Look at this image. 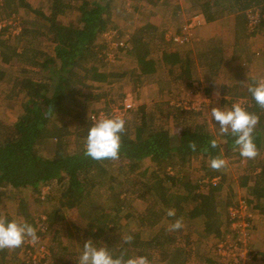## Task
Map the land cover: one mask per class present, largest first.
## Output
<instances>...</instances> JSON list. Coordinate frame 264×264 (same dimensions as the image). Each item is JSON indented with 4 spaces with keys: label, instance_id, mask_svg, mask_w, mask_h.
Wrapping results in <instances>:
<instances>
[{
    "label": "trees",
    "instance_id": "16d2710c",
    "mask_svg": "<svg viewBox=\"0 0 264 264\" xmlns=\"http://www.w3.org/2000/svg\"><path fill=\"white\" fill-rule=\"evenodd\" d=\"M52 1L58 3L61 12L70 9L76 13L80 25H64L26 0H2V20L9 19L19 6L34 11L40 19L21 22L13 40L4 35L7 26L0 32V83L6 76L4 65L21 61L37 67L36 71L22 67L19 74L10 78L12 94L20 97L21 111L13 121L0 119V200L4 196L11 197L13 190L29 188L35 194L36 203L45 206V218L40 220L47 226L63 220L64 212L70 210L76 213L77 219L71 224L76 233L85 235L83 232L88 229L87 239L98 245L103 243L113 256L126 249L127 256L145 255L150 260L151 248L164 246L161 252L165 258L169 257L168 264H184L187 250L192 247L188 236L186 246H182L163 226L155 232L150 231L149 239L143 238V231L153 230L163 221L171 223L182 218L183 222L194 227L203 241L210 237L219 239L223 235V228L229 224L225 212L233 203V195L231 189L227 196L220 194L226 180L223 168L213 170L209 162L214 157L225 158L239 151L234 143L235 137L221 135L218 123L213 131L206 119L199 118L200 109L174 106L170 115L179 127L178 132L172 133L161 120H157L159 114L149 111L141 121L126 120L118 160L96 161L85 156V139L94 123L90 112L99 108L89 110L90 95H83L80 86L88 75L102 84H111L113 79L121 76L119 70H105L107 43L100 41L104 33L116 26L112 21L111 7L115 1ZM144 1L156 5L159 0ZM253 7L260 8L255 31L264 32V0H186L185 10L188 15L200 13L206 22L234 16L236 45L252 34L247 28V12ZM178 9L174 12L178 13ZM38 36L51 38L52 52L40 46ZM164 39V31L152 23H145L132 34L126 54L145 67L144 73L153 74L158 63L151 58V46L155 41L164 42ZM203 55L205 65L216 75L223 63L222 56ZM162 61L169 72L172 67L178 68L177 74L173 75L176 80L192 83L189 58H183L176 50H167ZM251 82L250 79L248 83ZM248 85L239 82L238 85H223V88L231 96L230 104L240 98L249 112L259 116L253 139L263 157L253 171L239 176V186L249 191L248 201L253 207L261 208L264 205V109L256 104L248 92ZM106 107L101 108L109 112L111 109ZM72 135L76 136L74 148L69 143ZM212 140H216L217 147L211 146ZM192 142L196 144L195 151L189 147ZM193 157H201L203 170L196 181L181 174L182 168ZM144 161L149 164L143 166ZM176 166L179 169L171 173ZM133 173L144 180L138 187V197L143 201L150 198L141 212L130 205V194L134 190L122 189L119 179L120 175ZM205 177L219 178L215 184L208 183L202 190L200 180ZM53 182L58 185L54 194H42V188ZM103 185H106L105 195L100 193ZM20 203V213H27L23 199ZM127 208L129 212L123 214ZM169 208L175 209V217L166 215ZM123 217L126 222L130 217L135 218L140 229L131 234L134 237L131 244L123 241L114 244V239L121 237L119 232L125 228ZM170 244L175 248L169 250ZM50 250L57 261L54 246ZM74 251L65 253L60 264H77L79 255ZM7 254V249L0 250V264H7Z\"/></svg>",
    "mask_w": 264,
    "mask_h": 264
},
{
    "label": "rangeland",
    "instance_id": "374dc122",
    "mask_svg": "<svg viewBox=\"0 0 264 264\" xmlns=\"http://www.w3.org/2000/svg\"><path fill=\"white\" fill-rule=\"evenodd\" d=\"M26 1L33 7L41 8L46 14L54 17L64 25H80V22L76 19V13L70 9H65L64 12H61L58 3L54 4L52 0ZM114 1L115 4L111 6L112 21L116 26L110 32L104 33L100 41L107 43L105 51L108 63L105 70L108 72L119 70L121 76L113 79L111 84L97 83L89 75L86 76L84 84L80 88L82 89L83 95H90V111L91 108L98 109L106 106L107 109H112L119 105L122 99L126 97L131 98L135 105L134 109L128 114V121L131 122L135 119L138 121L140 119L141 121L146 113L148 114L149 111H154L159 114L157 120H161L160 122L168 127L172 133H176L179 131V127L171 117L170 112L173 111L174 106H177L176 104L178 102H183L187 105L195 103L201 110L199 118L206 119L214 131L215 123L217 122L214 118L211 119V108L219 107L227 109L232 104L229 103L230 97H223L227 95V91L223 88V85H238L239 82L241 85H248L249 78L252 77L250 74L255 72L257 68H259V71L264 69V49L262 48L264 35L254 31L247 39H243L237 45H233V30L228 27L229 23H233L232 15L211 22V25L202 17V24L194 28V35L191 40L186 44H175L171 41V34L178 32L181 26L192 16V14L188 15L185 10L186 0H159L156 5L149 4L144 0ZM177 8H179L178 13H175L174 11ZM254 11L260 13V8L253 7L252 12L254 13ZM2 15H4L3 8L0 9V17ZM33 18L35 20L40 19L34 11L19 6L17 12L13 13L9 19L3 18L2 20L6 22L5 27H8L4 34L5 37L9 35L10 39L13 40L14 34H17L19 31L20 23L27 19L33 20ZM145 23H152L165 32L164 42L155 41V43H152L151 58L158 64L157 71L150 75L143 72V68H145L143 65H140L136 59L126 54V48L131 46L132 34L138 26ZM28 26L33 27L30 24ZM200 27L204 28L202 29V34L203 32H209V34L201 35L196 33V29H200L201 31ZM249 31L250 29H248ZM37 38L40 40V46L44 50L52 52L53 43L50 37L38 36ZM117 40H123L125 42L126 45L123 49L113 45V41L115 42ZM167 50H176L183 58L190 59L192 83L189 84L185 80L175 79L173 75L177 74V67H172V72H169V68L162 61L163 54ZM202 54H209L213 57H217L218 54L222 56L223 63L216 75L212 73V69L209 66L205 65L206 57L205 55L202 56ZM22 67L37 70V67L21 61L4 65L6 76L4 81L0 83V119L8 122L13 121L17 113L21 111L20 97L15 93L14 95L12 94L10 78L13 75L19 74ZM238 72H240V75ZM207 89L209 90L207 91ZM216 93H219V96ZM232 102L240 103L243 100L236 98ZM69 143L72 148L75 147V135L69 138ZM262 157L263 154L260 153L255 159H246L240 154L226 156L224 159L227 160V165L222 170L226 180L223 182V189L220 194L226 196L225 193L228 192L227 190L231 189L233 190V202H238L241 199L248 200L249 191L239 186V176L243 173L247 174L258 167L259 160ZM148 164L149 162L144 161L142 165L147 166ZM177 169H179V166H176L175 169L172 168L170 172L172 173ZM181 174L186 175L194 181L201 177L203 174L201 157H193L182 168ZM119 179L122 182V189L134 190L130 194V205L138 212H141L150 201L149 197L147 201H143L138 197V187L144 180L137 176L136 173L120 175ZM133 182L134 186H132ZM57 186L55 182L50 184V186H44L42 188V194H54ZM116 189L118 190L119 188L116 187ZM100 193L102 195L106 194V185L101 187ZM21 199L24 201L23 206L26 208L27 213H20ZM0 212L1 214L11 216L13 219L27 221L37 229V232H41V234L37 233L39 240L35 245L25 242L19 249H7V264H41L38 249L42 244L46 246L48 252L45 259L49 260L51 264H60L63 258H65V253L69 251L75 250L74 252L79 255L85 240H87L89 230H84L83 233L85 235L81 232L76 233L75 227L71 225L77 219L76 213L74 214L70 210L64 212L63 220L55 222L52 225L47 226L44 221L40 220V218H45V206L36 203L35 194L29 188H22L20 191L13 190L11 197L10 195L2 197L0 200ZM128 212V208L124 209L123 214H127ZM249 214L251 215V232L248 244L250 245V241L252 240L253 244L250 245V248L258 255L259 264H264V205L261 208H254L252 205L249 209ZM261 221L263 223H260ZM122 222L125 228L119 232L121 237L114 239V244L122 242V237L131 235L140 229L135 218L130 217L126 222L123 217ZM169 224L170 222L163 221L160 225L154 227L153 230L146 229L143 231V238L149 239L151 237L149 235L150 231L155 232L161 226L167 228ZM257 225L259 226L255 228ZM168 233L174 235L176 241H178L177 243L182 246H186L185 238L188 236L189 242L192 243L191 246H195V248L197 247L200 250L203 246L204 249H210V246H215L218 241L215 237H210L208 240L203 241L199 237L198 232L194 230V227L188 225L186 221L184 222L182 230L175 232L168 231ZM93 243L97 244V242ZM101 245L105 246L103 243L97 244V246ZM52 246H54L58 254L57 261L51 256L50 248ZM59 247H61L60 250L58 249ZM163 248L164 246H154L151 248V264H168L169 257L165 258L161 252ZM174 248V244L168 246L169 250ZM209 252L211 254L215 253L212 249ZM214 255L216 260L217 256L216 254ZM203 263L199 254L192 255L188 262V264Z\"/></svg>",
    "mask_w": 264,
    "mask_h": 264
},
{
    "label": "clouds",
    "instance_id": "9594fccd",
    "mask_svg": "<svg viewBox=\"0 0 264 264\" xmlns=\"http://www.w3.org/2000/svg\"><path fill=\"white\" fill-rule=\"evenodd\" d=\"M248 85V92L256 104L264 109V77L252 76ZM219 96V93H216ZM211 119L219 124L221 135L231 134L235 137V145L240 155L246 159H255L259 151L253 139V133L259 124V116L249 112L242 104L233 103L230 108L224 109L212 107ZM126 121L121 115L103 116L97 119L88 129L84 144V154L96 161L118 160L120 157L121 134L126 131ZM211 146L217 147L216 140H212ZM189 147L195 151L196 144L192 142ZM227 160L217 156L210 160L209 166L219 171L226 167ZM169 217H175L174 208L166 212ZM184 227L182 218L174 219L168 226V231H179ZM134 237L127 235L122 237L124 244H131ZM39 240L37 229L27 221L11 219L5 214H0V250L16 249L25 242L35 245ZM77 264H151L145 255L127 256L126 249H122L118 256L113 254L105 246H97L91 239L85 240L79 254Z\"/></svg>",
    "mask_w": 264,
    "mask_h": 264
},
{
    "label": "built area",
    "instance_id": "2783aa9c",
    "mask_svg": "<svg viewBox=\"0 0 264 264\" xmlns=\"http://www.w3.org/2000/svg\"><path fill=\"white\" fill-rule=\"evenodd\" d=\"M0 9H2V0H0ZM248 14V24L247 27L250 29V33L255 31L260 13L257 11L252 12L249 10ZM203 16L200 13H194L188 21H186L180 28L178 32L171 34V41L175 44H186L193 37L194 28L202 24L201 20ZM6 22L2 21L0 18V32L5 27ZM113 45L120 49L126 45L123 40L113 41ZM240 104H244L240 102ZM134 102L131 98H124L123 101L113 107L109 112L99 108V110H94L90 112V118L93 122L103 116L121 115L124 117L125 121L128 119V114L134 109ZM183 108H194L199 109L196 104L192 103L187 105L183 102H178L176 104ZM219 177H214L212 179L203 178L200 180L201 189L207 188L208 183L215 184ZM252 204L245 199H241L238 202H233L227 209L226 219L229 222L227 227L223 228V235L218 239L215 244V254L217 259L213 264H259L258 255L254 252L249 244L251 232V215L249 214V209ZM39 261L41 264H51L49 260H46L47 249L43 244L40 245L39 249ZM41 258V259H40Z\"/></svg>",
    "mask_w": 264,
    "mask_h": 264
},
{
    "label": "crops",
    "instance_id": "0c3cea01",
    "mask_svg": "<svg viewBox=\"0 0 264 264\" xmlns=\"http://www.w3.org/2000/svg\"><path fill=\"white\" fill-rule=\"evenodd\" d=\"M233 17V23H229L228 24V27L231 29L232 28V30H233V35L235 34V18H234V16H232ZM222 19V18H221ZM220 20V19H219ZM217 21V20H216ZM208 24H212L211 22H207ZM228 23V22H227ZM201 28V31H200V29H196V33H199V34H201V35H203V34H206L207 33V35L209 34V32H203V34H202V29H204V28H202V27H200ZM199 30V32H197ZM206 30V29H205ZM198 34V35H199ZM261 34H263L264 35V32H262L261 31ZM210 39V38H209ZM263 41H264V39H263ZM233 45H235V40H234V37H233ZM237 45V44H236ZM262 48L264 49V42H262ZM233 49H235V48H233ZM180 54V53H179ZM181 55V54H180ZM256 69V68H255ZM251 76H257V77H264V69H261V71H259V68H257L256 70H255V72H252L251 74H250ZM223 97H230L231 98V96H229L228 94L226 95V96H223ZM233 155L234 154H240V152L239 151H235V152H233L232 153ZM231 154V155H232ZM244 174V173H243ZM246 174V173H245ZM228 192L227 193H225V195L227 196L228 195V193H229V190H227ZM231 191V190H230ZM232 192H233V190H232ZM232 195H233V193H232ZM231 195V196H232ZM224 196V195H223ZM231 200H233L232 199V197H231ZM257 212V211H256ZM225 217H226V212H225ZM263 219H264V217H263ZM260 223H263L262 221L260 222ZM259 225H257L255 228H257ZM254 228V230H256ZM255 232V231H254ZM254 237V236H253ZM251 244H253V242H252V240L250 241V245ZM249 245V246H250ZM214 247V248H213ZM206 249H208V248H206ZM206 249H204V246H203V248H201V250L199 249V248H195V246L193 247L192 246V249L190 248L189 250H187V253H186V258H185V262H184V264H188V262H189V259L191 258V256L192 255H194V254H196V255H200L201 256V258H202V260H203V264H213V262H215V253L214 254H211L210 252H209V250H213V251H215V246H210V249H208L207 251H205ZM214 255V256H213ZM188 261V262H187Z\"/></svg>",
    "mask_w": 264,
    "mask_h": 264
}]
</instances>
